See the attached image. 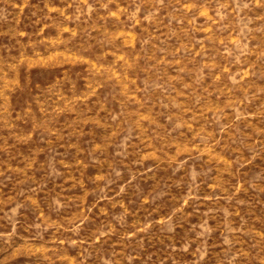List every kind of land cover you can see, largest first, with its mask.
Listing matches in <instances>:
<instances>
[{"label": "rangeland", "instance_id": "rangeland-1", "mask_svg": "<svg viewBox=\"0 0 264 264\" xmlns=\"http://www.w3.org/2000/svg\"><path fill=\"white\" fill-rule=\"evenodd\" d=\"M0 264H264V0H0Z\"/></svg>", "mask_w": 264, "mask_h": 264}]
</instances>
